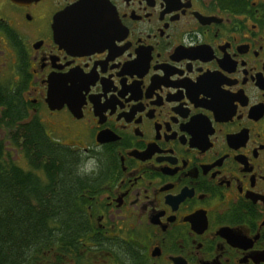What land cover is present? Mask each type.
Returning <instances> with one entry per match:
<instances>
[{
  "label": "flooded vegetation",
  "instance_id": "flooded-vegetation-1",
  "mask_svg": "<svg viewBox=\"0 0 264 264\" xmlns=\"http://www.w3.org/2000/svg\"><path fill=\"white\" fill-rule=\"evenodd\" d=\"M0 152L80 220L22 264H264V0H0Z\"/></svg>",
  "mask_w": 264,
  "mask_h": 264
},
{
  "label": "trees",
  "instance_id": "trees-1",
  "mask_svg": "<svg viewBox=\"0 0 264 264\" xmlns=\"http://www.w3.org/2000/svg\"><path fill=\"white\" fill-rule=\"evenodd\" d=\"M29 132L36 139L41 136L36 127H30ZM36 139L29 142L43 144ZM36 148L41 149L40 146ZM51 160L50 165L54 167L55 160ZM60 162L61 185L58 187L54 184L52 189L49 187L44 192V198L39 195V202L31 204L24 197L25 189L28 192L36 191L38 188L33 186L37 181H32L29 176L4 162L0 152V264H22L32 248L54 238V231L71 232L80 223L79 219L75 220L69 205V183L65 179L69 167ZM55 187L60 188L58 193L54 191Z\"/></svg>",
  "mask_w": 264,
  "mask_h": 264
},
{
  "label": "water",
  "instance_id": "water-1",
  "mask_svg": "<svg viewBox=\"0 0 264 264\" xmlns=\"http://www.w3.org/2000/svg\"><path fill=\"white\" fill-rule=\"evenodd\" d=\"M11 2L18 4V5H25L31 2H36L38 0H10ZM86 7H88V5L85 2L79 3L78 5L74 6V8L71 9V11L75 10V9H85Z\"/></svg>",
  "mask_w": 264,
  "mask_h": 264
}]
</instances>
